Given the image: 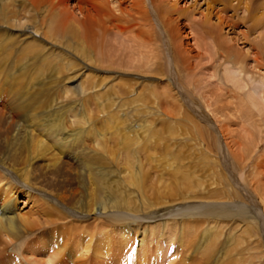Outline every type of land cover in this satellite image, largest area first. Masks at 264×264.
<instances>
[{
  "label": "bare ground",
  "instance_id": "6f19581e",
  "mask_svg": "<svg viewBox=\"0 0 264 264\" xmlns=\"http://www.w3.org/2000/svg\"><path fill=\"white\" fill-rule=\"evenodd\" d=\"M205 1L208 12L201 15L199 21H195L192 18L195 8L189 11L179 8L177 0H0V183L4 182V187H8V189L0 187V264L4 263L8 253L6 250L7 238L19 241L24 237L22 233L37 227V221H30L15 214V206H17L16 199L18 197H22V201L29 202L33 200L32 194L39 191L35 168L39 162H43L46 158V165H43V169L61 170V164L66 159L65 162H70V166H75L84 172L81 182L84 185L82 189L86 191V203L78 207L76 204L74 205L76 210H73V217L81 218L84 215L83 210L91 211V213L95 210V214L98 213L99 218L103 219L104 226L126 225L125 222L128 220L126 216L130 215L126 212L133 207V204L129 199L121 200L123 181L118 184V181L113 179L119 174V169L114 171L109 168V164L100 156L103 154H99L94 149L88 151L85 149L87 147L85 144L91 143L90 145L93 147L97 139H105L104 134L97 131V123L93 115L91 116L88 112L86 105L84 106L82 103L63 104L59 101L61 96L67 94L65 87L67 84L74 85L76 83L74 91L85 92L84 84L77 82L79 76H85V79L92 81L91 77L95 75H92L91 72L96 70H101L100 72L104 73L109 71L123 73L124 70H130L156 76L162 72L164 64L170 68V71L175 70L180 74L181 67L179 65H186L190 58H196L210 62L218 68L225 66L230 78L229 82L234 83L233 86H237V81L234 78L235 71L246 74L245 77L252 88L250 90L252 100L249 99L252 105H250L255 111L253 112L252 108L247 107L248 117L264 113V76L255 77V79L254 75L246 73L247 71L244 70L246 57L240 54L236 55L235 45L232 44L236 42V38L227 36L230 33L234 34V28L239 27L240 23L233 21L234 17L232 16L226 17L224 13L230 10L234 13L244 3V0ZM235 1L236 6L230 5ZM250 1L251 6L246 8V22L250 24L248 32L255 33L257 30L263 29L261 39V43H263L261 46L254 47L255 54L252 59L255 60L253 61L257 67L264 70V0ZM217 6H220L218 10H216ZM213 17L216 18V22H212ZM181 21L184 24L183 27H181ZM183 28L189 30L188 34L193 39L189 52L182 50L181 44L177 42L180 30ZM225 28L228 29L226 38L222 34V30ZM193 51H197V55L189 57L188 55ZM104 82L105 79L102 81L97 79L92 83L101 87ZM240 82L245 81L241 80ZM230 91L232 92V90ZM208 98L210 100V97ZM230 98L235 100L234 108L236 109L238 106L245 105L246 100H243L241 95L231 94ZM174 99L178 101L176 110L180 112L185 104L177 97ZM174 99H171L173 103ZM180 103L182 104L180 105ZM211 104L205 102L204 107L207 112L214 114L217 110L211 109ZM67 117L74 119L77 117V125L80 126L84 123V127L86 125L87 127L75 128L68 132V128L71 126L66 125ZM82 121L83 123H81ZM126 123L127 120L118 123V126H125ZM261 123L264 125V120L259 121V126ZM217 124L219 132L222 131L224 125L221 122ZM127 125L126 129L130 133H138V130L133 131ZM138 127L140 133L144 132L145 122L143 121ZM131 141L136 140L132 139ZM261 142V137L250 139L247 145L253 149L245 148L242 152H248V154L238 158L241 170L245 169V162L249 160L254 162L251 166L247 165L248 168H252L250 171H254L250 175L251 180L255 181L254 195L248 194L247 191L245 194L247 203L253 205L252 209L249 208L246 212L245 210L234 211L235 207L227 206L220 208L219 211L210 212L209 219L214 217L221 222L218 221L216 229H205L207 233L203 231L205 234L197 243L192 242L189 237L196 233V225L200 226V221L203 222L205 217L194 214L193 217L188 218L191 225L196 224L190 228V232L187 231L189 239L185 234L180 233L176 240L177 249L179 251L185 249V254L189 250L185 243L188 241L190 247L195 250V257L198 252H200L199 255L202 253L203 247L213 240V236L226 238L220 248L222 257L228 258H206L210 252L208 250L203 258H191L187 263L188 259L183 256L175 264H242L245 257L241 260V256H235L238 251L233 254L232 248L228 251L233 239L232 233L236 232L233 227L237 226V223L242 224L244 228L238 238L242 239L244 235L249 238L258 236L254 246L256 248L259 245L263 246L258 239L264 237V224L263 222H254L258 227L257 229L252 228L248 215L255 208L263 207L264 209V197L260 192L261 180L264 179V160H260L258 154L261 151L259 148ZM129 146L132 144L130 143ZM261 155L263 156L264 152ZM128 167L132 168L129 161ZM114 173L117 174L114 175ZM128 173L130 184L138 186L143 183L144 177L140 170L136 172L132 169ZM185 174H181V181L187 180ZM83 181L86 182L83 183ZM30 192L35 193L30 194ZM241 195H244L243 190H241ZM72 196L73 194H71ZM99 197L100 201H97ZM66 198L69 197L66 196ZM102 198L111 205L107 206ZM213 198L222 199L218 193ZM244 200L246 201V199ZM263 209L260 213H263ZM50 210L53 211V209ZM42 211L41 206L37 212ZM260 213L259 218L262 214ZM88 214L86 216H89ZM255 215L257 214H253V216ZM155 218L149 217V220L140 221V223L150 224ZM134 224L138 226L135 230H139L140 233L136 264H149L153 250H156L153 264H166L167 262L170 264L172 257L169 256L168 245L178 233L175 227L163 224L162 230L169 228V237L165 238L166 242L157 228L145 229L147 225L140 226L137 222ZM182 226H179L178 230H181ZM110 227H108L110 231L100 232L107 234L104 236L108 242L113 236L109 233L115 230ZM75 228L79 230L82 227L75 225ZM92 229H94L93 226ZM223 229H227V232ZM82 231L85 233V237H89L88 241H93L95 244L96 236L93 238L94 236L89 235L86 227L82 228ZM46 232H48L47 229L43 231V233ZM120 233L122 234V245L116 257L117 262L113 264L120 262L122 253L133 241L129 230L124 231L123 229ZM157 239L159 240L157 241ZM85 244L88 243H84L83 246V250L87 254L89 244ZM261 248L264 251V247ZM78 249H81L80 245ZM19 250L20 248L16 247L9 253ZM30 250L31 247H28L27 253ZM91 250L95 252L92 259L95 263L96 247L92 246ZM259 254L251 258L247 264H256L255 261L258 264H263L261 261L264 259V253ZM64 256L66 264H75L76 262L85 264L89 259H84L86 255L78 257L77 253L67 251ZM25 257L27 258V256ZM61 257L60 255L59 258ZM73 259H77L76 262ZM110 259L108 257L106 260L111 261Z\"/></svg>",
  "mask_w": 264,
  "mask_h": 264
},
{
  "label": "rangeland",
  "instance_id": "374dc122",
  "mask_svg": "<svg viewBox=\"0 0 264 264\" xmlns=\"http://www.w3.org/2000/svg\"><path fill=\"white\" fill-rule=\"evenodd\" d=\"M177 2L178 7L184 10L188 9L189 11L195 8V14L192 17L195 21H199L201 15L208 12L205 0H177ZM230 5L236 6V1L231 2ZM248 6H251V1L244 0V3L234 13L232 10L224 13L226 17L232 16L234 17L233 21L240 23L239 27L234 28V34L230 33L227 36H229L228 38L233 36L234 39L236 38V42L232 43L235 45L236 55L240 54L246 57L244 62L246 73L254 75V78H261L264 76V70L257 67L252 58L255 54L254 47L261 46L263 43H261L263 29H259L260 31L257 30L255 33L248 32V25H250L246 22V8ZM219 7L217 6L216 10ZM212 22H216L215 17L212 18ZM183 26L182 22L181 27ZM227 30L226 28L222 30L225 38ZM188 32L187 29H181L177 42L181 44L182 50L189 52L192 48L190 43L193 42V39ZM196 52L193 51L188 56H196ZM235 52L233 51V54ZM188 62L186 65H179L181 67L180 74L175 70L170 71V68L165 64L162 67V72L156 76L144 75L130 70H124L123 73L111 71L104 73L100 72L101 70H96L91 72L92 75H95L91 77L92 81L85 79V76H79L77 82H81L85 86L83 93L82 90L74 91L76 83L65 86L67 94L61 96L59 101L63 104L76 105L82 103L84 106L86 105L88 112L91 116L93 115L97 123V131L105 136V139H97L93 147L88 142L90 144H85L87 146L85 149L87 151L94 149L99 154H103L100 156L109 164V168L114 171L119 169V174L114 173L117 175L113 179L117 180L118 184L123 181L121 200L129 199L132 201L133 207L126 212L130 215L126 216L128 220L125 222L126 225L122 226L116 224L104 226L103 219L99 218L100 215L95 214L93 209L92 213L83 210L84 215L81 218L73 217V210H76L74 205L76 204L78 207L86 203V191L82 189L84 185L81 182L84 172L75 166H70L71 163L65 162L66 159L61 164V170L43 169V165H46V158L43 162H39L35 168L39 191L32 194L33 200L29 202L22 201V197H18L16 199L17 206H15V214L30 221H37V227L24 232L26 234L22 233L24 236L22 239L25 240L26 237L25 241L7 238L6 250L8 253L5 257L6 261L4 260L2 264H66L65 251L77 253L78 257L86 255L84 259H89L85 264H113L117 262L116 257L121 249L122 234L120 232L123 229L124 231L129 230L133 241L122 253L118 264H136L140 233L139 230H135L138 227L134 224L135 222L140 226L147 225L145 229L157 228L164 239L169 237V228L162 230L163 224L166 223L172 228L175 227L178 233L168 245L169 256L172 257L170 264H175L183 256L188 259L186 260L187 263L190 262L191 258H203L208 250L210 252L206 258L222 257L220 247L226 238L213 236V240L203 247L202 253L199 255L200 252H198L195 257V250L190 247L188 241L185 243L189 250L185 254V249L180 251L177 249L176 240L181 233L185 234L187 239L191 238L192 242L197 243L205 234L204 232L207 233L205 229H216L218 221L221 222V220L214 217L209 219L212 211L216 212L227 206L235 207L234 211L245 210L246 212L249 208L252 209L253 205L247 203L245 194L247 191L248 194L254 195L253 185L255 181L251 180L250 176L254 171H250L252 168L247 166L248 164L251 166L254 162L250 160L245 162V169L241 170L238 158L248 154V152H242L245 148L253 149L247 145L250 139L261 137L262 142L259 144L261 151L258 154L260 155L259 159L264 160V155H261L264 152L262 151L264 150V125L263 123L261 126L258 124L260 120H264V113L248 117L249 112L246 108H252L249 100H252L250 91L252 88L245 77L246 74L235 71L234 78L237 81V86L234 85V87V83L229 82L230 78L225 66L218 68L210 62L196 58H190ZM225 73L227 74L225 75ZM240 78L247 85L245 82H240ZM97 79L101 81L105 79L101 87L92 83ZM91 83L92 87L90 86ZM240 83L242 85L245 83V85L242 86ZM231 94L241 95L242 99L246 100L245 105L243 107L238 106L237 109L234 108L235 100L230 98ZM173 96L185 104L180 112L176 110L178 101ZM207 96L210 97L211 101L208 100ZM171 99H174V103ZM167 101L168 103H166ZM205 102L212 103L211 109L217 111L214 114L207 112L204 107ZM253 112L255 111L253 110ZM166 116L171 118L168 119L169 117ZM66 120V125L71 126L68 128V132L75 128L87 127V125L84 127L83 121L81 122L82 125H77V117L76 119L67 117ZM126 120L125 126H118V123H123ZM143 121L145 122V131L140 133L138 126ZM218 122L224 125V129L220 132L217 129ZM126 125L130 126L133 131L138 130V133H130L126 129ZM132 139L136 141H131ZM130 143L132 146H129ZM128 161L132 168L128 167ZM132 169L136 172L140 170L144 177L143 183L138 186L129 183L128 171ZM181 174L186 175V181L180 180ZM261 181L260 192L264 197V179ZM85 182L83 181V183ZM4 184L1 182L0 187H4ZM4 189H8V187L5 186ZM241 190L244 191L243 196ZM216 193L222 197L221 200L213 198ZM71 194H73L72 197ZM66 196L69 198L67 199ZM102 200L107 203V206L111 205L104 198ZM97 201H100V197ZM41 206L43 211L37 212ZM261 209L263 207L255 208L251 213H248L251 226L254 229L258 227L257 223L254 222H263L264 224V209L262 214L260 213ZM259 213L261 214L260 218ZM194 214L205 217L203 222L200 221V226L191 225L188 218L193 217ZM253 214L257 215L253 216ZM149 217L157 218L150 224L140 223V221L149 220ZM75 225L82 228L86 227L89 235L94 236L93 238L96 236L95 244L93 241H88L89 237H85L82 228L77 230ZM194 225H196V233L189 237L187 231L190 232V228ZM92 226L94 229L91 230ZM109 226L115 230L109 233L113 236L108 242L104 236L107 234L100 232L109 230ZM179 226H182L181 230H178ZM233 228L236 232L232 233L233 239L228 251L232 248L233 254L238 251L235 256H241V260L245 257L242 264H247L251 258L260 255L261 252L264 253L263 248H261L264 247V237L258 239L263 246L259 245L256 248L254 243L258 236L249 238L244 235L240 239L238 238L239 234L244 229L242 224L237 223V226ZM46 229L48 232L43 233ZM227 229H223V231L227 232ZM52 234L54 235L53 238ZM165 241L167 242L166 239ZM84 243L89 244L87 254L83 250ZM79 245L81 249H78ZM92 246L96 247L97 258L95 263L92 261L95 253L91 250ZM16 247L20 248L18 252L9 253ZM28 247H31L29 253H27ZM259 248L261 249L258 251ZM177 252L178 254H176ZM151 253L152 258L149 264L154 263L155 257L153 256L156 255V250ZM60 255L61 258H59ZM108 257L111 258V261L106 260ZM226 258L228 257H222V259ZM76 260L73 259L75 262ZM261 262L264 264V259ZM255 263L258 264L256 261Z\"/></svg>",
  "mask_w": 264,
  "mask_h": 264
}]
</instances>
